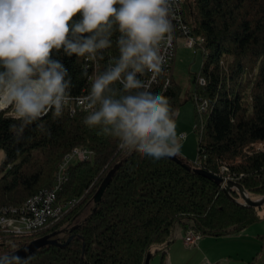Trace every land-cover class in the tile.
Wrapping results in <instances>:
<instances>
[{
	"label": "trees",
	"instance_id": "trees-1",
	"mask_svg": "<svg viewBox=\"0 0 264 264\" xmlns=\"http://www.w3.org/2000/svg\"><path fill=\"white\" fill-rule=\"evenodd\" d=\"M80 18L78 13L73 21ZM184 22L203 56L200 72L194 77L195 100L204 103L203 120L197 126V157L194 163H187L236 180L252 197L262 196L264 0H185ZM119 35L118 31L113 33L112 47L103 53L104 60L96 63L98 70L91 62L85 70V61L75 54L68 56L63 49H53L52 59L63 64L71 79V97L87 95L88 77L103 71L111 57H119ZM176 35L182 36L178 31ZM171 70V64L164 67L151 90L163 92L176 110L179 90ZM88 114L83 109L70 113L65 105L61 116L49 112L17 140L11 125L20 122L12 118L10 108L0 111V151L4 152L0 208L19 207L27 198L51 188L59 166L73 148L94 152L91 160H79L66 168L58 199L80 201L52 232L72 222L82 207L93 202L88 213L64 227L60 234H65L56 237L58 244L43 245L1 264H144L148 252L153 256L160 250L164 257L178 228L222 236L240 232L260 218V208L239 206L213 180L171 158L153 160L120 150L115 137L84 123ZM222 167L227 170L222 172ZM112 170L95 203L94 194ZM232 196L238 197L237 192L232 191ZM68 236H72L70 242L62 245ZM29 243L19 242L17 248Z\"/></svg>",
	"mask_w": 264,
	"mask_h": 264
},
{
	"label": "clouds",
	"instance_id": "clouds-1",
	"mask_svg": "<svg viewBox=\"0 0 264 264\" xmlns=\"http://www.w3.org/2000/svg\"><path fill=\"white\" fill-rule=\"evenodd\" d=\"M172 12V0H0V111L10 108L20 122L11 125L17 140L49 112L61 116L72 98L53 49L75 54L86 70L104 60L118 31L119 57L88 77L84 123L115 137L124 152L153 160L179 155L185 134L177 132V113L163 92L151 90L163 71L161 47L172 40Z\"/></svg>",
	"mask_w": 264,
	"mask_h": 264
},
{
	"label": "rangeland",
	"instance_id": "rangeland-1",
	"mask_svg": "<svg viewBox=\"0 0 264 264\" xmlns=\"http://www.w3.org/2000/svg\"><path fill=\"white\" fill-rule=\"evenodd\" d=\"M187 40L182 36L175 40L171 76L179 90V104L175 110L177 132L186 133L177 157L191 164L197 157L200 130L197 126L200 127L203 120L202 103L195 100L194 81L200 72L203 56L201 49L195 45L189 46ZM3 158L4 152L1 150L0 164ZM92 206L93 202H89L79 210L72 222L65 223L61 228L82 219ZM258 214L260 218L240 232L222 236L202 235L201 240L193 246L184 244L185 231L178 228L167 255L163 257L162 251H155L149 264H264V207L259 209ZM38 238L41 235L0 238V257L14 251L19 242H31Z\"/></svg>",
	"mask_w": 264,
	"mask_h": 264
},
{
	"label": "built area",
	"instance_id": "built-area-1",
	"mask_svg": "<svg viewBox=\"0 0 264 264\" xmlns=\"http://www.w3.org/2000/svg\"><path fill=\"white\" fill-rule=\"evenodd\" d=\"M184 1L185 0H172V40L169 44L162 45L161 54L164 57L163 68L172 65L175 40L177 37L176 31L180 32L182 37H186L189 46H193L195 39L190 35L188 26L184 22ZM94 69L98 70L97 64L94 63ZM151 74L146 79L148 80ZM157 77L153 84L156 82ZM87 95H79L69 99L67 105L70 113H74L77 109L85 110L84 97ZM79 97V99H76ZM204 103H202V106ZM86 111V110H85ZM203 111V108H202ZM186 135V133L184 132ZM94 152L85 147H75L64 158V165L57 174L56 180L51 188H48L43 195L36 198H27L21 205L20 214H7L0 213V238L23 237L32 234L50 233L58 228L66 215L72 211L80 199L74 198L70 204H62V206H53V199H57L60 188V177L63 175L65 168L69 164L79 160H91ZM240 162V158L236 159ZM218 175V174H217ZM223 178V184L226 182ZM236 181V180H234ZM184 244L186 246H193L201 240L202 234L196 232L192 228L185 230Z\"/></svg>",
	"mask_w": 264,
	"mask_h": 264
},
{
	"label": "water",
	"instance_id": "water-1",
	"mask_svg": "<svg viewBox=\"0 0 264 264\" xmlns=\"http://www.w3.org/2000/svg\"><path fill=\"white\" fill-rule=\"evenodd\" d=\"M172 160H174L176 163L180 164L182 167L186 168L187 170H193L196 174H199L205 178H208L210 180H213L214 183L221 187L223 193L233 201H235L239 206L245 207V208H262L264 207V195L259 197H252L250 193L242 186L241 183L234 181V180H227L223 184V178L220 177L217 174L210 173L200 167H191L187 162L183 161L181 158L174 156L171 157ZM113 170L107 175V177L104 179V181L100 184L99 188L97 189L96 193L93 196V201L97 203L104 192L108 182L110 181L112 177ZM232 191L237 192L238 197L232 196ZM56 235H58V232H52L49 235H46L44 237L35 239L31 241L26 246H21L17 249H15L12 252H9L8 254L0 257V264L8 260L9 258H20L28 255V253L34 249H37L43 245L47 244H58V240L56 238ZM72 236H69L68 239L65 241V245L70 242ZM152 258V253L148 252L147 256L145 258L144 264H149L150 259Z\"/></svg>",
	"mask_w": 264,
	"mask_h": 264
},
{
	"label": "bare ground",
	"instance_id": "bare-ground-1",
	"mask_svg": "<svg viewBox=\"0 0 264 264\" xmlns=\"http://www.w3.org/2000/svg\"><path fill=\"white\" fill-rule=\"evenodd\" d=\"M66 158V157H65ZM64 165V161L62 162V164L59 166V169L57 170V173H56V178H57V174L60 173V170L62 169ZM66 170V168H65ZM65 170L63 172V175L60 177V188L62 187L63 185V180H64V177H65ZM222 172L226 171V167H222ZM221 177V176H220ZM223 178V177H222ZM227 179H230V177H227L225 180ZM56 180V179H55ZM48 189V188H47ZM47 189H43L41 191H39L37 194L31 196L30 198H36L38 197L39 195H43L44 192L47 191ZM73 199L70 200V201H67V202H61L59 201L58 197L57 199H53V206H62V204H70L72 203ZM21 212V205L19 207H3V208H0V213H7V214H20Z\"/></svg>",
	"mask_w": 264,
	"mask_h": 264
},
{
	"label": "flooded vegetation",
	"instance_id": "flooded-vegetation-1",
	"mask_svg": "<svg viewBox=\"0 0 264 264\" xmlns=\"http://www.w3.org/2000/svg\"><path fill=\"white\" fill-rule=\"evenodd\" d=\"M65 228H60V229H58L56 232H58V235H56V237H58L59 235H60V232L62 231V232H64L65 230H64ZM68 230H66V232H67ZM15 249H17V248H15Z\"/></svg>",
	"mask_w": 264,
	"mask_h": 264
},
{
	"label": "crops",
	"instance_id": "crops-1",
	"mask_svg": "<svg viewBox=\"0 0 264 264\" xmlns=\"http://www.w3.org/2000/svg\"><path fill=\"white\" fill-rule=\"evenodd\" d=\"M167 251H168V249H167ZM167 251H166V254H165V256L167 255ZM165 256H164V257H165Z\"/></svg>",
	"mask_w": 264,
	"mask_h": 264
}]
</instances>
